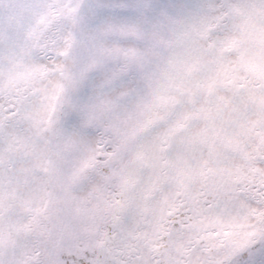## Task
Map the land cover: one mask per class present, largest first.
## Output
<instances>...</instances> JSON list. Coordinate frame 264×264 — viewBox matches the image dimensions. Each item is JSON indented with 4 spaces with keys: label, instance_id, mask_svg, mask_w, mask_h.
Segmentation results:
<instances>
[{
    "label": "snow or ice",
    "instance_id": "1",
    "mask_svg": "<svg viewBox=\"0 0 264 264\" xmlns=\"http://www.w3.org/2000/svg\"><path fill=\"white\" fill-rule=\"evenodd\" d=\"M0 264H264V0H0Z\"/></svg>",
    "mask_w": 264,
    "mask_h": 264
}]
</instances>
